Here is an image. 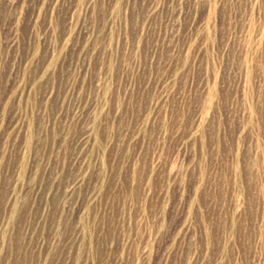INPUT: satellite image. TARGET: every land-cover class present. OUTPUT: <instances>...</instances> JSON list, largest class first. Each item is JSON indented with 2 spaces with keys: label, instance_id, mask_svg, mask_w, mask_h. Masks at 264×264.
Here are the masks:
<instances>
[{
  "label": "rangeland",
  "instance_id": "obj_1",
  "mask_svg": "<svg viewBox=\"0 0 264 264\" xmlns=\"http://www.w3.org/2000/svg\"><path fill=\"white\" fill-rule=\"evenodd\" d=\"M0 264H264V0H0Z\"/></svg>",
  "mask_w": 264,
  "mask_h": 264
}]
</instances>
